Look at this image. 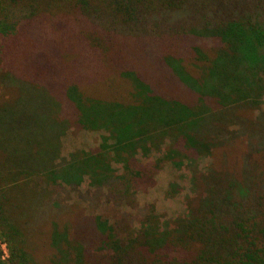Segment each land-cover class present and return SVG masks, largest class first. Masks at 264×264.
Masks as SVG:
<instances>
[{
    "label": "trees",
    "instance_id": "1",
    "mask_svg": "<svg viewBox=\"0 0 264 264\" xmlns=\"http://www.w3.org/2000/svg\"><path fill=\"white\" fill-rule=\"evenodd\" d=\"M102 1L25 0L50 27L30 48L19 26L0 29H10L0 48V264H36L33 234L45 226L50 264H264V212L246 203L256 185L250 171L208 170L216 189L167 226L152 204L140 226L126 218L158 165L137 153L168 139L204 154L230 124L255 129L241 112L260 109L264 94V20L252 21L244 6L230 13L221 0L206 13L196 4L184 13V0ZM53 6L68 10L54 15ZM200 14L206 26L195 31ZM206 41L214 48L205 51ZM80 128L97 131V144L61 155V137ZM105 203L119 215L87 209Z\"/></svg>",
    "mask_w": 264,
    "mask_h": 264
},
{
    "label": "rangeland",
    "instance_id": "2",
    "mask_svg": "<svg viewBox=\"0 0 264 264\" xmlns=\"http://www.w3.org/2000/svg\"><path fill=\"white\" fill-rule=\"evenodd\" d=\"M87 1L93 6L105 7L107 5L102 0ZM221 1L222 5L229 3L230 13H236L239 10L237 6H244L242 8L243 13L250 16L252 21L261 22L264 20V0ZM210 2L211 0H184V3L180 4V6L181 8L183 7V12L185 13L187 12L185 9L196 4L197 6H201L203 12L206 13L210 8ZM15 3L16 5L7 3V0H0V29L6 28L4 26H10V28H14L15 25L16 28L19 26L21 30L19 34L20 42L24 41L25 47H27V41L32 38V35H44V32H49L50 27L47 22L29 15V7L25 6V0H16ZM253 6L254 8H252ZM49 10L54 15L64 14L68 10V7L58 8L53 6ZM184 13L180 12V15ZM67 16L69 18V14ZM202 19L203 16L201 14L196 16V21L193 23L194 29H197L195 31H199L200 29L198 28H203L201 25L206 26V21ZM9 32L10 29H7L0 34V48H3V43L7 41ZM204 47L208 48L205 51L214 48L209 41H206ZM77 67V71H85L82 68L83 63L81 58ZM50 78L48 80L50 85L48 86L54 89L58 86V75L53 74ZM84 80L85 74L81 73L80 78H77L76 82L80 85ZM257 106L260 109L241 112V115L250 119L248 123L255 122L257 125L255 129L250 132L248 131V133H243L240 129L237 130L236 125H228L227 130L229 132L220 136H212L216 140H223V143L217 146H209L208 153L202 154L198 150L186 149L181 142H176L172 145L168 139H164L159 148H151L146 156H141L137 153L134 156L136 160L140 162H153L157 159L158 165L154 169L152 184L140 186V189L135 192L137 208H139L137 210L139 212L136 209L127 210L131 216L127 215L128 217L126 216V218H130V221L132 220L133 227H138L144 222L143 209L146 208L148 210L149 204L153 205V212L155 215H159L161 223L167 221L166 226L170 224L171 218L181 216L189 211L190 206L194 207L197 205L200 200L210 193L209 191L212 187H214V190L216 189L213 181L211 183L207 181L208 170H212L215 174L217 173L219 177L231 176L234 178L240 177L244 171H250L256 185L252 187V190L246 197V200H248L246 203L253 204L252 202H257L259 213L264 212V94L258 100ZM260 110L263 111L262 114ZM259 114L261 115L259 116ZM98 137L97 131L85 128L75 131L69 129L61 137V155L66 156L67 153L73 150H86L93 147L97 144ZM212 171L208 173V176ZM79 187L81 190L86 188V180H83ZM207 188L209 189L208 192ZM70 200L77 201L74 196ZM77 202L79 206L86 207L84 202ZM87 209L93 213H99L107 217L108 220H112L119 215V208L108 203L100 204L96 208L87 207ZM258 218H264V216ZM36 231L33 237L35 238V242L38 243L35 253L33 252L34 255L31 258L36 264H50L52 250L49 248L46 239L48 226ZM0 250L2 257L5 258L7 250L1 238Z\"/></svg>",
    "mask_w": 264,
    "mask_h": 264
}]
</instances>
